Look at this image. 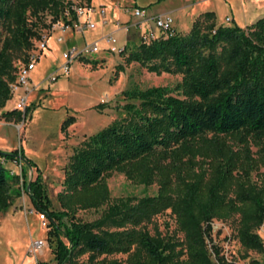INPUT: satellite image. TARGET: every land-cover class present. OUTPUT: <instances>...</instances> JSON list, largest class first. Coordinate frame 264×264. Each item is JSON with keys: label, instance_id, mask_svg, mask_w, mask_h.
Here are the masks:
<instances>
[{"label": "trees", "instance_id": "1", "mask_svg": "<svg viewBox=\"0 0 264 264\" xmlns=\"http://www.w3.org/2000/svg\"><path fill=\"white\" fill-rule=\"evenodd\" d=\"M67 3L0 0V29L5 33L0 39V109L10 99L16 54L26 62L32 41L40 38L39 25L48 28L64 19ZM213 17L212 11H204L185 33L173 29L149 41L140 36L133 49L119 51L125 53L126 64L137 63L156 75L180 74V80L124 93L137 103L124 104V119L79 143L55 196L58 208L21 148L0 151V213L9 208L11 192L22 190L47 222V247L55 264H71L83 255L88 264H213V258L216 264H231L208 241L211 220L233 215L239 245L263 250L255 229L264 222V17L244 27L215 24ZM115 69L122 71L123 66ZM21 114L16 109L1 113L4 118ZM72 122L68 117L61 129ZM229 135L235 146L220 137ZM6 161L20 163L16 189L11 180L18 177L4 167ZM33 167L30 180L26 169ZM111 172L143 186L154 183L155 194L112 200L105 181ZM252 172L258 183L251 181ZM99 208L96 219L75 218L77 211ZM165 209L174 215L182 240L138 228ZM116 254L126 257H111Z\"/></svg>", "mask_w": 264, "mask_h": 264}, {"label": "rangeland", "instance_id": "2", "mask_svg": "<svg viewBox=\"0 0 264 264\" xmlns=\"http://www.w3.org/2000/svg\"><path fill=\"white\" fill-rule=\"evenodd\" d=\"M113 1L91 0L89 2L95 9L103 8L104 15L99 17L97 13L93 14L95 28L87 29L82 34H75L68 30L61 32L54 29L53 25L48 28L39 25V34H47L49 38L47 48L40 55L33 69L29 71L30 81L27 83L29 92L25 104L27 109L24 108V115L21 114L19 118L16 115H10L8 118L1 115L4 111L15 109L16 94L10 95V99L0 109V151L22 149L25 157L34 163L40 173L41 182L54 208H58L55 196L62 187L65 166L79 143L110 123L124 119L127 116L123 109L124 104L137 103L136 100L126 98L124 93L150 86H172L180 80V74L156 75L147 72L137 63H124L125 53L105 51L106 41L102 39L106 34H110L115 40L114 45L124 48L125 52L133 49L140 36L144 35L146 30L144 24L137 29L130 25L138 20L132 17L127 18L129 16L126 12V9H129L127 5L143 6L148 11L164 8L170 10L173 29L179 33H185L189 29L192 16L193 20L204 11H214L217 19L221 20L219 24H224L222 20L227 15L242 27L264 17V0H261V6H254L251 3L252 0H126L118 4ZM127 1L129 3L124 5L123 2L127 3ZM254 15L256 17H253ZM48 19L49 16H43L45 25ZM58 21L59 24L63 22V20ZM233 21L228 24H233ZM125 26L126 31L123 29ZM4 34V29H0V39ZM60 36L62 41L58 42L56 39ZM95 40H97L99 52L73 61L70 69L66 73L56 75L53 82L46 80L51 72H59L57 67L62 62L61 53L65 48L79 47ZM35 43L32 41L33 45ZM17 56L19 57V53L12 61L13 74L19 63L23 62ZM118 64L123 66L122 71L115 69ZM21 92L22 89H19L17 93ZM68 117H72L73 122L62 130L61 124ZM220 137L236 145L234 136ZM254 150L255 147L250 145V151ZM4 167L11 175H17V180H11V187L16 189L21 184L20 163L6 161ZM35 168L26 169L28 179L34 178ZM257 178L252 172L251 181L258 183ZM105 181L112 200L127 196L139 198L144 195H153L157 188L154 183L148 186L132 183L118 172H111ZM101 210L102 208L80 210L75 214V218L80 221H91L100 215ZM43 220L45 226L42 225V219L32 208L22 190L18 193L11 192L9 208L6 212L0 213V264L40 262L55 264L47 247V222ZM236 221V215L222 221L211 220L208 246L211 247V244L218 246L224 260L227 259L231 264H253V262L260 264L264 260V222L255 229L263 245V250L256 252L239 245L234 236ZM138 228L146 230L150 235L182 240V233L178 230L174 215L169 209L152 216ZM34 240H42L44 243L35 254H30L28 248ZM111 257L124 260L126 254H116ZM212 262L216 264L214 258ZM71 264H88L86 255L75 259Z\"/></svg>", "mask_w": 264, "mask_h": 264}, {"label": "built area", "instance_id": "3", "mask_svg": "<svg viewBox=\"0 0 264 264\" xmlns=\"http://www.w3.org/2000/svg\"><path fill=\"white\" fill-rule=\"evenodd\" d=\"M68 3V7L66 6L63 11V22L59 24V21H56L51 24L53 25L54 29H58L61 32H64L65 30L73 31L74 33L82 34L87 29H93L94 21L92 18V15L97 13L99 17H103L104 15V9L99 8L95 9L90 3H87L85 1H79L78 0H66ZM81 2V3H80ZM70 11L73 13V16L70 14ZM126 12L129 13V15L137 19V23H131L133 27H140L141 24H147L151 23V27H146V30L143 35V39L145 41H149L152 39H155L158 37V33L162 34L163 36L170 35L172 33V20L167 15H150L146 16L143 12V9L141 7H131L129 9H126ZM61 20V19H60ZM230 19L228 17L225 18V22L228 23ZM59 24V25H58ZM129 25V26H130ZM56 27V28H55ZM125 31L127 30V27L125 26L123 28ZM158 32L157 34L155 32ZM49 38V35L43 34L40 35V38L35 41L36 43L33 45L32 49L27 53V61L19 63V65L15 69L14 73V79L12 82L8 84V89L10 95L17 96V99L15 100V106L14 108L16 110L23 111L26 104V96L29 92V89L27 88V83L30 81L29 77V71L33 69L35 63L38 61L40 55L43 53V51L47 48V39ZM58 42L62 41V37H57L56 39ZM102 40L106 41V47L105 51L109 52H119L122 48H118L114 45V38L110 34H106ZM97 46V40L92 41L91 43H84L81 46H70L65 48L61 53V59L62 62L57 67L59 68V72H51V74L47 75L46 80L48 82H53L56 79V75L59 73H66L71 66V63L73 61H76L78 59L87 57L91 54L97 53L98 51ZM22 89V92L18 94V90ZM39 217L42 219L43 226H45V222L43 219L44 216L40 213H38ZM44 241L42 240H34L31 242L28 252L30 254H35L38 250L41 249L43 246ZM227 260V259H225ZM228 262V260H227ZM264 264V260L260 263Z\"/></svg>", "mask_w": 264, "mask_h": 264}, {"label": "crops", "instance_id": "4", "mask_svg": "<svg viewBox=\"0 0 264 264\" xmlns=\"http://www.w3.org/2000/svg\"><path fill=\"white\" fill-rule=\"evenodd\" d=\"M113 1V0H112ZM121 1H125L126 2V0H115V1H113V3H117L118 4V2H121ZM202 1H204V0H202ZM90 2H91V0H90ZM125 2H123V4L124 5H127L128 3H129V1H127V3H125ZM260 2H261V0H252V4L254 5V6H261L260 5ZM135 6H137V7H143V6H139V5H134L133 7H135ZM130 7H132V6H129V5H127V8H130ZM143 9V12H144V14L146 15V16H150V15H156V14H160V15H167V16H169L170 18H171V16H170V14H169V11L170 10H168V9H163V10H153V11H148L147 9H145L144 7L142 8ZM213 12V15H214V17H213V20H214V22H215V24H219L220 23V19L218 20L217 19V16H216V14L214 13V11H212ZM226 17H228L227 15H225L224 17H223V20H222V22H224V24L225 25H227L228 23H226L225 22V18ZM253 17H256L255 15L253 16ZM127 18L129 19V18H131V16L129 15V16H127ZM192 18H193V16H192ZM192 18H190V21L192 22ZM229 19H230V21H233L230 17H228ZM253 19V18H252ZM171 20H172V18H171ZM229 21V22H230ZM248 21H250V20H248ZM254 22V21H253ZM135 23H137V21L135 22ZM252 22H249L248 24H245L244 26H246V25H249V24H251ZM233 24H235V25H237V26H239V27H242V26H240L239 24H237L236 22H234L233 21ZM143 24H141V26H142ZM140 26V27H141ZM144 26L145 27H151V23H147V24H145L144 23ZM243 26V27H244ZM101 27L102 28H104L103 27V25H101ZM135 29H137L136 27H134ZM172 29H173V22H172ZM187 32V31H186ZM184 33V32H183ZM75 34H77V33H75Z\"/></svg>", "mask_w": 264, "mask_h": 264}]
</instances>
